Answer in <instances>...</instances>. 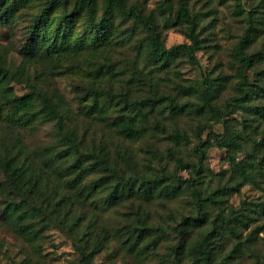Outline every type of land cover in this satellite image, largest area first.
Here are the masks:
<instances>
[{
  "label": "trees",
  "instance_id": "trees-1",
  "mask_svg": "<svg viewBox=\"0 0 264 264\" xmlns=\"http://www.w3.org/2000/svg\"><path fill=\"white\" fill-rule=\"evenodd\" d=\"M261 1L235 7L244 23L231 74L170 78V89L159 74L198 65L206 46L193 0H158V15L143 11L146 0H0L12 31L0 43V218L26 254L10 264H48L51 227L76 252L68 264H91L113 244L154 264H264V194L230 201L245 184L264 192V51L250 50ZM167 28L184 40L165 45ZM63 76L73 97L55 103L48 89ZM162 140L163 150L153 144ZM211 146L225 152V177L205 165ZM101 208L117 210L115 224Z\"/></svg>",
  "mask_w": 264,
  "mask_h": 264
},
{
  "label": "rangeland",
  "instance_id": "rangeland-1",
  "mask_svg": "<svg viewBox=\"0 0 264 264\" xmlns=\"http://www.w3.org/2000/svg\"><path fill=\"white\" fill-rule=\"evenodd\" d=\"M142 3V0H129ZM158 0H146L144 4L143 11L145 13L157 14L156 4ZM263 1L261 0H193V6L195 9L201 8L205 11L203 16L202 24L205 25V29L202 31L203 36L207 37L205 42V48L200 49L196 52L197 58L199 60L198 65H191L188 62H182L178 69L179 71H171L167 75L159 74V77L165 79L167 88H172L173 80L179 79L184 82H201L204 75L211 71V75H215L222 71L226 74H231L233 69L228 64L229 51L236 41L238 34L241 31L242 24L241 15L236 14L237 3L246 9L252 7V3L257 4ZM213 10H210V7ZM260 9H263L260 7ZM158 15V14H157ZM259 21H257L258 28L256 36L253 35L252 43L250 46L251 51H264V12L260 15ZM158 18V17H157ZM160 19V17H159ZM126 27L129 28V23H126ZM12 34L11 26H4L0 24V43L7 44L10 35ZM137 34H134L133 38H136ZM165 45H171L173 43L180 42L184 40V36L181 32L174 28H167L163 30ZM7 58L12 60L13 63H18L20 56L17 51L10 49L7 53ZM264 64V63H262ZM142 64L139 66L141 67ZM70 77H58L53 82L48 89V94L50 98L58 103L61 101L62 97L67 96L68 98L73 97L70 85ZM198 83V84H199ZM17 91V93H22L25 91L26 87L22 84L13 83L12 84ZM227 90L222 91V96L226 95ZM73 102V100H72ZM186 118L182 120V125L184 126ZM221 123H214V130L221 131ZM44 133L43 129L37 131L34 137H38ZM208 134L204 132L203 137ZM157 139V138H156ZM157 145L160 149H164L167 144L166 141H161L158 143H153ZM132 148L138 153V155L144 154V141L139 140L131 143ZM236 154L241 157L243 153L238 149ZM88 161L93 164L95 172L99 171V166L96 163L94 157L90 158ZM205 165H207L214 175L223 173L225 177L229 173V162L225 156V152L215 146H211L207 150V157L205 160ZM185 173V172H184ZM264 192L256 189L251 184H245L241 187L239 193H233L231 195L230 201L237 204L242 197L246 198H258L263 196ZM181 198L178 197L174 199L173 204L180 203ZM153 210L160 209V205L154 202L150 205ZM162 208V207H161ZM102 215L103 219L108 225L115 224L116 221V211L114 209H104ZM25 247V246H24ZM23 242L18 238L9 228L8 225L2 224L0 218V264H10L11 260L20 261L24 259L26 254L23 252ZM41 249L43 255L46 256L48 264H68L76 257V252L64 233L55 227H51L47 230L46 236L41 243ZM127 252L123 249L120 250L119 247L113 244L110 248L102 250L100 253L92 258L91 264H154L155 261L152 257H145L136 259V261L131 256L126 257Z\"/></svg>",
  "mask_w": 264,
  "mask_h": 264
}]
</instances>
